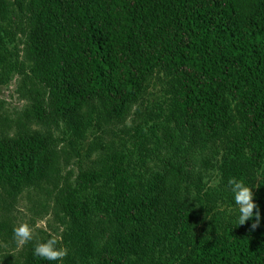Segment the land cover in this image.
I'll return each mask as SVG.
<instances>
[{"label": "trees", "instance_id": "trees-1", "mask_svg": "<svg viewBox=\"0 0 264 264\" xmlns=\"http://www.w3.org/2000/svg\"><path fill=\"white\" fill-rule=\"evenodd\" d=\"M13 1L29 13L21 62L44 90L31 89L39 120L47 107L71 118L93 102L107 120H122L154 72L167 78L166 102L158 114H146L157 122L137 139L133 128L129 151H109L57 196L68 219L65 239L86 241L81 264H125L155 242L167 250L165 260L146 254L138 264H264V0ZM229 124L238 128L232 152L215 147L189 189L172 146L189 132L212 139ZM47 145L33 130L0 137V174L29 175ZM163 146L170 148L155 153ZM229 178L249 182L258 221L237 225ZM101 206L112 229L105 242L97 225L89 224L91 234L83 226ZM52 263L32 251L28 264Z\"/></svg>", "mask_w": 264, "mask_h": 264}, {"label": "rangeland", "instance_id": "rangeland-1", "mask_svg": "<svg viewBox=\"0 0 264 264\" xmlns=\"http://www.w3.org/2000/svg\"><path fill=\"white\" fill-rule=\"evenodd\" d=\"M4 1L6 8L0 7V45L6 49L0 50L4 56L0 59V137L33 130L48 139V145L29 175L7 180L0 174V264H28L35 244L49 234L56 236L60 246L67 249V255L59 264H81L87 256V249L81 252L86 241L81 237H72L71 242L65 239L68 219L64 218L57 196L61 195L65 185L73 183L79 170L98 167L109 151H129L133 145V128L138 131L134 138L137 139L142 129L146 130L153 121L157 122L146 114H158L162 102H166L167 90L163 84L167 78L161 70L154 72L148 78L139 102L129 106L122 120H107L98 102L84 107L71 118L56 117L47 107V115L39 120L31 106L35 100L31 89L32 86L40 88L42 95L44 90L26 76L28 64L21 62L29 13L16 6L13 0ZM5 69H9L7 74L3 73ZM237 131L236 125L229 124L215 130L212 139H203L196 132L178 137L180 147L172 146L171 151L185 165L188 177L183 181L185 186L190 189L191 181L198 179V175H204L203 169L207 164L204 159H210L215 147H224L227 152H232ZM156 134L161 137L158 130ZM144 143L149 149L154 146L152 137ZM169 148L158 147L155 153L167 152ZM203 149H206L205 154ZM88 219L90 222L83 226L90 230L91 224L97 225L100 237H106L105 242L112 230L106 208H97ZM20 223L33 228V240L23 245L17 244L12 231L13 226ZM178 250L185 252L181 247ZM146 254L165 260L168 252L155 242L143 245L124 262L138 264Z\"/></svg>", "mask_w": 264, "mask_h": 264}, {"label": "clouds", "instance_id": "clouds-1", "mask_svg": "<svg viewBox=\"0 0 264 264\" xmlns=\"http://www.w3.org/2000/svg\"><path fill=\"white\" fill-rule=\"evenodd\" d=\"M232 197L233 205L238 213L237 225L243 224L247 219L255 216L259 220V211L254 212L256 204L253 199L252 188L249 182L242 179L229 178L227 181ZM255 227V223L252 225ZM13 238L18 245H23L33 240V228L27 223H20L13 226ZM33 254L42 260L59 262L67 255V249L59 246L56 236L49 234V237L42 242H37L33 248Z\"/></svg>", "mask_w": 264, "mask_h": 264}]
</instances>
